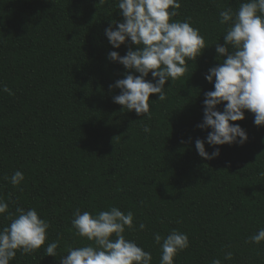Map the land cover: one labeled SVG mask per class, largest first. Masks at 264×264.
<instances>
[{
    "label": "trees",
    "instance_id": "obj_1",
    "mask_svg": "<svg viewBox=\"0 0 264 264\" xmlns=\"http://www.w3.org/2000/svg\"><path fill=\"white\" fill-rule=\"evenodd\" d=\"M179 2L174 19L190 18L212 47L223 44L228 27L219 13L245 0ZM117 4L0 0V197L9 205L0 229L17 208H35L50 224L45 245L31 254L18 250L10 264H59L69 248L93 243L76 235L75 210L95 215L111 207L133 213L124 235L151 252V264L161 256L153 235L172 230L190 242L174 264H264V241L246 242L264 228V126L245 112L235 122L247 133L243 145L218 146L220 155L211 160L197 154L195 140L211 131L197 125L203 94L213 90L204 74L217 63L214 46L184 77L166 82L165 101L150 95V120L122 110L113 102L119 90L109 85L125 69L106 57L127 48L112 49L104 35L111 21H122ZM145 123L150 133L142 131ZM205 150L214 147L205 143ZM16 171L25 178L13 186L4 177ZM53 241L56 258L44 253ZM229 251L233 258L225 260Z\"/></svg>",
    "mask_w": 264,
    "mask_h": 264
},
{
    "label": "clouds",
    "instance_id": "obj_2",
    "mask_svg": "<svg viewBox=\"0 0 264 264\" xmlns=\"http://www.w3.org/2000/svg\"><path fill=\"white\" fill-rule=\"evenodd\" d=\"M117 7L122 21H111L104 35L112 49L122 45L127 48L123 56L118 51H109L106 57L125 69L123 78L109 85V89L119 90L113 102L122 106V110L134 111L150 120V95L165 101L171 86L170 83L165 88L166 82L184 77L189 73L190 63L196 64L204 51L214 46L217 63L204 74L213 90L203 94V120L197 125L201 130L211 131L205 140H195L197 154L211 160L220 155L218 146L243 145L248 140L247 133L235 122L243 121L245 112L254 116V125L264 126V0H245L235 11L231 6L222 10L219 23L228 27L222 36L223 44L219 40L212 47L206 45L190 18L174 19L181 8L179 0H118ZM2 91L13 95L7 86ZM220 105L222 111L218 109ZM142 131L150 133L151 128L145 123ZM205 143L214 147L211 154L205 150ZM24 178L21 171L4 177L13 186ZM8 207L0 197V214L7 213ZM73 216L71 223L76 235L93 243L69 248L66 255L60 256L59 264H151V252L124 235L126 227L133 228L131 211L125 214L111 207L93 215L76 209ZM49 228V222L40 218L35 208H17L10 224L0 229V264H10L18 250L24 255L40 249L48 239ZM144 228L140 223L139 229ZM153 239L161 248L160 264H174V258L190 246L188 235L177 230L166 237L155 233ZM262 241L264 228L246 242ZM58 246V241L48 243L45 255L56 258ZM232 258L230 251L224 256L225 260ZM212 264L222 262L214 259Z\"/></svg>",
    "mask_w": 264,
    "mask_h": 264
}]
</instances>
